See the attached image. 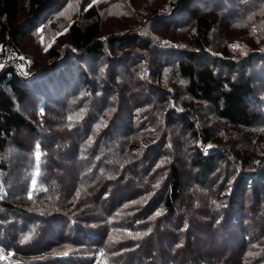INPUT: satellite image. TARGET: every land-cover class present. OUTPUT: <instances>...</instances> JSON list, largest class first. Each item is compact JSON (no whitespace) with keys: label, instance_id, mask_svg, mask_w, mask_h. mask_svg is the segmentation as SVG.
<instances>
[{"label":"trees","instance_id":"obj_1","mask_svg":"<svg viewBox=\"0 0 264 264\" xmlns=\"http://www.w3.org/2000/svg\"><path fill=\"white\" fill-rule=\"evenodd\" d=\"M138 1L129 0V5L116 9L119 21L137 20L134 3ZM195 1L152 0L150 13L154 17L163 15L161 20H169L184 15L192 26L188 44L195 50L185 51L184 57L174 63L178 74L174 82L186 80L185 91L190 97L212 105L218 117L230 124L257 127L258 134L248 144L239 145L240 149L224 145L206 155H197L192 162L197 169L196 185L183 199L179 158L187 147L181 143L174 149L169 133L171 112L165 101L156 107L151 99L143 102L134 98L137 61L141 57L149 65L154 51H146V56L124 52L122 61L110 66L100 78L92 79L83 70V86L77 89V83L72 85V94L63 100L61 111L44 103V125L50 129L39 130L15 108H20L29 97L48 96L44 88H34L32 77L36 76L30 70L53 73L64 58L80 53L89 58L106 56L108 41L125 44L138 33H115L108 41L102 40L101 12L95 5L87 9L84 5L82 16L88 22L83 25L76 19L71 22L68 28L71 41L66 43L64 52L53 50L48 64L29 65L26 57L16 50L20 37L45 14L63 8L65 2L0 0V42L5 41L3 46L12 48L13 60L25 62L21 72L14 64H8L0 73V171L7 187L15 160L5 156L14 132H34L38 137L26 159L29 175L32 166L38 165V184L32 192L26 184L24 210L1 202L20 214L17 217L22 220L21 234L13 223L0 224V231L7 240L10 236L12 242L4 245L23 264H157L154 257L159 253V257L168 261L164 264H177L181 254L191 256L192 264H228L226 260L222 263L196 253L193 236L206 229L216 236L219 246L222 240L230 243L232 238L240 250L237 262L232 264H264V111L255 110L251 104L257 92L252 76L233 78L215 70L218 64L211 56L225 57L214 52V30L222 22V15L218 9L195 7ZM233 3L221 12L234 31L244 35L227 37L221 47L230 57L227 58L232 69L228 68L235 72L236 58L255 61L264 54L256 49L241 54L243 50L230 48L238 42L264 44V0H247L235 6ZM170 13L173 14L168 16ZM140 19L144 17L140 15ZM177 46L178 51L183 50ZM202 59L204 62L198 65ZM163 64L166 61L160 69L169 67ZM147 69L153 71L150 65ZM150 77L159 83L162 79V75L152 72ZM52 90L58 98L61 93L66 94L58 83ZM159 129H163L160 137L154 133ZM193 137L202 138L203 145L213 139L208 130L196 131L190 136ZM37 145L39 151H35ZM36 152L41 155L37 161ZM24 171L25 168L21 173ZM13 227L20 238L11 234ZM45 253H50L49 257L34 262L25 260Z\"/></svg>","mask_w":264,"mask_h":264},{"label":"rangeland","instance_id":"obj_2","mask_svg":"<svg viewBox=\"0 0 264 264\" xmlns=\"http://www.w3.org/2000/svg\"><path fill=\"white\" fill-rule=\"evenodd\" d=\"M247 0H196L194 6L200 7L203 10L218 9L222 15V22L214 30L215 39V51L216 53H221L224 58H215L218 65L213 66L216 71L222 75H231L233 78L245 79L247 77L253 78L252 81L257 89L253 98V107L255 110L264 111V54L256 57L255 61L246 60L245 58L235 59V65L237 66V71L232 72L228 67L232 69L230 64L231 61L228 60L224 48L221 47L222 43L226 41L227 37H232L234 35L243 36L244 32L234 31L232 25L228 24L226 17L223 16L222 12L226 11L230 2L244 3ZM61 3L65 2V6L61 9H54L51 13L45 14L42 19L36 23L32 28H29L26 34L20 37L19 46L16 48L18 54L20 53L26 57L29 65L37 63L41 65L42 63L51 60L49 55L53 50L63 51L64 48L68 47L67 42L71 41L69 36L68 28L73 20H78L80 24H86L88 21L82 16L83 6L86 9L90 7L89 5H95L98 7L101 15L103 17V35L102 40L110 39L117 34H128L133 31L137 32V36L133 37L131 40H127L126 43H108L106 44V56H90L80 53L77 56L66 57L62 61L59 67H54L53 73L51 71L45 72L41 69V72L35 70L32 71L36 77L33 82L34 88H39L41 90L44 88L46 90L45 95H37L34 98H27L22 105L16 106L17 110L23 114L27 120L33 123L39 130L50 129L44 125V120L46 118V113L44 111V103L48 102L54 106L55 111H61L62 105H64L63 100L67 99L69 95L72 94L71 87L73 84L77 83V89L82 87V75L83 70L90 74L92 79L100 78L102 74H105L106 70L119 63L121 60V55L124 52L135 51L140 52L146 56V51H154L151 54L150 66L153 71L152 74L160 76V83L150 77L151 72L147 68L149 65L140 57L136 70L138 74L134 75V95L135 99H142L143 102L151 99L154 106H159L161 102L164 103L166 109L171 112L170 121L172 122L169 133L173 139L174 149L177 148L181 143L186 145L187 149H182L181 158L179 166L182 172V183H183V199L186 197V193L193 192L195 187L194 178L197 174V169L193 166L192 162L198 157L197 155H206L210 150H218L220 146L233 145L234 148L240 149L239 145L248 144L250 138L253 140L258 134L256 131L258 128H245L239 125L230 124L228 121L218 117L215 108L208 103H202L200 101L194 100L185 91V85L187 86V81L181 80L175 83V77L178 76L174 69V63L184 57L185 51H193L195 49L191 48L188 44L189 33L192 30V26L188 18L183 17L184 15H176L169 20H161L164 18L163 15L154 17L150 13L153 7L152 0H139L134 3V9L138 14L137 20L126 19L119 21L120 19L116 15V9L120 10L123 6L130 4L129 0H60ZM167 7H164L166 9ZM222 11V12H221ZM120 11H117V14ZM174 13V12H173ZM170 13L168 16H171ZM140 15L144 19H140ZM157 18V19H156ZM160 19V20H159ZM143 20V22H142ZM159 20V21H157ZM170 20H173L172 22ZM134 25V27H133ZM119 30V31H118ZM241 36V38H242ZM115 38H113L114 40ZM5 40V39H3ZM159 48H157V44ZM5 41L0 42V50L5 47ZM148 47L145 48L144 46ZM165 45H168L164 47ZM183 47L182 51H178V46ZM221 47V48H220ZM259 47V48H258ZM231 50H243L241 54L248 53L250 50L256 49V51L264 52V44L255 45L251 43L243 44L238 42L236 45L230 47ZM78 51V49H74ZM161 51V53L155 52ZM64 52V51H63ZM148 53V52H147ZM220 55V54H218ZM217 55V56H218ZM123 57V56H122ZM244 57V56H243ZM230 58V57H229ZM255 59V58H254ZM169 66L167 69H160V66ZM204 60H199L198 65L202 64ZM55 64H53L54 66ZM40 67V66H39ZM107 74V73H106ZM58 83L62 85L66 91V94L56 97L53 95V85ZM146 93V96H140ZM50 95H52L50 98ZM85 95V94H84ZM83 96V95H82ZM81 96V97H82ZM51 101V99H53ZM141 97V98H140ZM138 103H141L140 101ZM135 105V104H134ZM137 105V104H136ZM137 113V112H136ZM53 121H58L57 117H49ZM143 120H141L142 122ZM59 124V122H58ZM165 124H161V127ZM148 130V129H147ZM208 130L211 136H213L212 141L208 145L202 144V138L192 139L190 136L196 131ZM158 137L163 133V129H159L154 132ZM145 134V133H144ZM13 139L9 142L7 147V154L5 159H14L15 161L11 164L10 180L8 187L5 184L3 174L0 171V224L9 225L13 223L18 226V230H22V220H18L17 212L6 208L1 205V202L14 204L18 207V210H24V199L26 197L23 192L26 184L30 185L29 192H32L38 184V165L32 166L31 173H27V166L29 167L26 159L29 158V149H32L33 143L38 141V137L34 132L23 131V133L13 134ZM191 139V140H190ZM145 143H148L144 140ZM238 143V144H235ZM40 147L37 145L35 151H39ZM220 152V151H219ZM218 152V153H219ZM37 155L39 159H37ZM220 155V154H219ZM35 161L40 160L41 155L39 152L34 154ZM227 157V156H226ZM225 157V158H226ZM227 159V158H226ZM229 160V159H227ZM224 162H222L223 164ZM25 171L21 173L22 169ZM200 219H203L202 217ZM66 225V224H65ZM15 226V227H16ZM12 228L11 234L16 237L19 234L18 231ZM71 230V226H68V231ZM82 233V232H80ZM83 235V234H82ZM194 246L197 248L196 253L203 258H213L214 260L224 262L226 260L228 264L237 262L240 255V250L234 246L232 238L230 243L222 242V246L217 244L216 236L212 235L208 229L202 233H197V236H193ZM193 241V240H192ZM206 241L207 246H203ZM10 243L12 240H7L4 232L0 231V264H23L22 260L18 258L12 251L8 250V245L5 243ZM233 242V243H232ZM50 245V244H49ZM49 247V246H48ZM203 247V248H202ZM206 247V248H205ZM201 249H206L200 252ZM199 250V252H198ZM146 249L144 248V252ZM186 254L188 251L185 250ZM195 252L194 250H192ZM160 254V253H159ZM154 257L157 264H164L168 261L164 256ZM50 253L42 254L36 258L25 259L29 261H39L49 257ZM180 260L177 264H192L191 256L181 254L179 256ZM21 260V261H20ZM151 264H155L151 262Z\"/></svg>","mask_w":264,"mask_h":264},{"label":"built area","instance_id":"obj_3","mask_svg":"<svg viewBox=\"0 0 264 264\" xmlns=\"http://www.w3.org/2000/svg\"><path fill=\"white\" fill-rule=\"evenodd\" d=\"M77 52V51H76ZM8 64H14L18 72H21L25 68V62L22 60H13V50L12 48H4L0 50V73L4 67Z\"/></svg>","mask_w":264,"mask_h":264},{"label":"snow or ice","instance_id":"obj_4","mask_svg":"<svg viewBox=\"0 0 264 264\" xmlns=\"http://www.w3.org/2000/svg\"><path fill=\"white\" fill-rule=\"evenodd\" d=\"M89 6H91V5H89ZM37 159H39V156L37 155ZM135 203V202H134ZM157 215H159V213H157Z\"/></svg>","mask_w":264,"mask_h":264}]
</instances>
